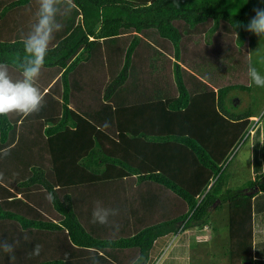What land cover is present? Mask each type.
I'll return each mask as SVG.
<instances>
[{
	"label": "trees",
	"instance_id": "obj_1",
	"mask_svg": "<svg viewBox=\"0 0 264 264\" xmlns=\"http://www.w3.org/2000/svg\"><path fill=\"white\" fill-rule=\"evenodd\" d=\"M55 1L0 0V264H149L224 202L230 264H264V171L223 195L264 0ZM207 57L235 63L224 83L195 71Z\"/></svg>",
	"mask_w": 264,
	"mask_h": 264
},
{
	"label": "rangeland",
	"instance_id": "obj_2",
	"mask_svg": "<svg viewBox=\"0 0 264 264\" xmlns=\"http://www.w3.org/2000/svg\"><path fill=\"white\" fill-rule=\"evenodd\" d=\"M56 3L53 0V4ZM259 26L253 30V36L256 38V46L249 47L252 54V61L249 66V88L242 90L241 88H232L230 87L229 94L227 95V103L229 97H231V110H236L237 113H244L245 111H253L255 114L262 115L263 117L259 121L262 124L264 121V32L261 31L262 21H258ZM32 27V26H31ZM30 32L29 27L23 31L24 34ZM223 33V32H222ZM263 33V34H261ZM204 38V34H200ZM214 36V35H210ZM228 37V35H227ZM207 36L204 38L206 39ZM213 39V38H210ZM217 49H223L228 45L225 44L224 40L217 41L215 43ZM167 48V49H166ZM165 48L167 54H172L170 51L172 48L170 45H167ZM192 58V57H191ZM190 58V59H191ZM235 63L231 60L230 57L220 58L219 60L214 61V59L207 57L202 59V62L198 63L195 66V71L197 74L202 77L211 85H219L224 83L227 76H231L233 73ZM55 72V71H54ZM52 74L51 72H49ZM57 75H54V78ZM33 82L38 84L39 80H36L35 76H31ZM53 81V80H52ZM38 91V88L36 89ZM34 95L35 100L39 97ZM230 102V101H229ZM255 119L254 117H252ZM250 143L251 139L247 138L246 140L242 139L235 147V150L229 158V165L226 169V185L223 187V195L227 192L226 190H236L240 185L245 184L251 177H254L252 169H250L249 160L251 157L250 154ZM253 168V167H252ZM231 192H227L230 194ZM225 196V195H224ZM225 208L219 209L218 212L214 211L212 213L213 219L215 217H223L226 219V210L228 211L227 202ZM223 221L219 222L216 226L213 225L210 227H201L193 228L190 231L188 230L181 235H169L158 242L157 249L152 251L151 259L149 264L157 261V257L161 254V259L166 258L168 253L172 251L171 259L176 260L174 254L178 251L180 253H187L188 258H190L189 264H200L197 262V259H200L201 264H230V240L229 234L226 230V226L221 225ZM209 229L213 230L214 236L211 240L209 236ZM208 236V237H207ZM170 242V243H169ZM169 243V245H168ZM178 247H176V245ZM168 245V246H167ZM175 245V247H173ZM166 247V248H165ZM175 248V250H174ZM197 262V263H196ZM162 264V262L160 263Z\"/></svg>",
	"mask_w": 264,
	"mask_h": 264
},
{
	"label": "crops",
	"instance_id": "obj_3",
	"mask_svg": "<svg viewBox=\"0 0 264 264\" xmlns=\"http://www.w3.org/2000/svg\"><path fill=\"white\" fill-rule=\"evenodd\" d=\"M252 117H254L255 119H259V121L261 120V118L257 114L250 116L251 119H253ZM262 122H263L262 124L257 123L255 128L251 130V134H250V139H251L250 154H251V157L249 160V164H250V169H252V171H253V174L256 172L264 171V161L259 155L260 145L262 142H264V121H262ZM223 208H225V206H222L220 209H223ZM211 218L213 220L212 225L216 226L219 222L223 221L221 223V225L225 224L226 230L228 231L226 221H225V219H223V217H219V218L215 217L214 219H213V217H211ZM212 225H210V228H212ZM206 226L207 225H205L204 227L206 228ZM207 227H209V226H207ZM188 230L190 231L191 229H187V230L181 232V234H184ZM213 230L209 229L208 234L210 236V239H208V240H211L213 238V236H214ZM162 239L156 240L155 246L153 247L152 251L157 249L158 242ZM178 245L179 244H177L176 247H178ZM173 247H175V245H173ZM175 248H174V250H175ZM172 251L173 250H171L168 253L167 257L163 258L161 261H160V259H161L162 254L159 257H157L158 264H160L161 262H162V264H189L190 263L191 256H190V258H188L187 253L182 254L179 251L176 254H174L176 260L173 261L171 259ZM253 252H254L255 257L264 258V193L256 194L253 197ZM151 254H152V252H151ZM197 262H200V264H201L202 261L200 259H197Z\"/></svg>",
	"mask_w": 264,
	"mask_h": 264
},
{
	"label": "clouds",
	"instance_id": "obj_4",
	"mask_svg": "<svg viewBox=\"0 0 264 264\" xmlns=\"http://www.w3.org/2000/svg\"><path fill=\"white\" fill-rule=\"evenodd\" d=\"M257 123H259V119H253V123H252V126L251 128L247 131V133H250L251 134V130L255 128V126L257 125ZM246 133V134H247ZM158 262V260H157Z\"/></svg>",
	"mask_w": 264,
	"mask_h": 264
},
{
	"label": "built area",
	"instance_id": "obj_5",
	"mask_svg": "<svg viewBox=\"0 0 264 264\" xmlns=\"http://www.w3.org/2000/svg\"><path fill=\"white\" fill-rule=\"evenodd\" d=\"M153 264H158V262H157V261H155Z\"/></svg>",
	"mask_w": 264,
	"mask_h": 264
}]
</instances>
